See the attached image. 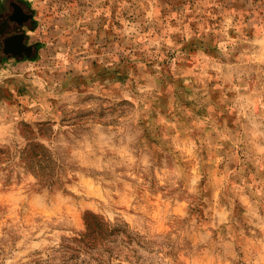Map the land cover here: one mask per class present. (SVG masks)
Masks as SVG:
<instances>
[{"label": "rangeland", "instance_id": "374dc122", "mask_svg": "<svg viewBox=\"0 0 264 264\" xmlns=\"http://www.w3.org/2000/svg\"><path fill=\"white\" fill-rule=\"evenodd\" d=\"M24 1L0 264H264V0Z\"/></svg>", "mask_w": 264, "mask_h": 264}, {"label": "flooded vegetation", "instance_id": "af4514ba", "mask_svg": "<svg viewBox=\"0 0 264 264\" xmlns=\"http://www.w3.org/2000/svg\"><path fill=\"white\" fill-rule=\"evenodd\" d=\"M34 14L24 0H7L0 7V60L33 58L37 42L29 38Z\"/></svg>", "mask_w": 264, "mask_h": 264}]
</instances>
